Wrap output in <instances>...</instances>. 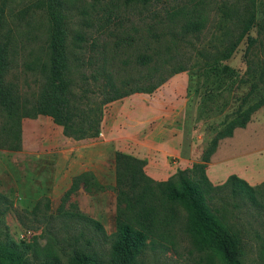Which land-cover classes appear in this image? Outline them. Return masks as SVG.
<instances>
[{
  "label": "rangeland",
  "instance_id": "obj_1",
  "mask_svg": "<svg viewBox=\"0 0 264 264\" xmlns=\"http://www.w3.org/2000/svg\"><path fill=\"white\" fill-rule=\"evenodd\" d=\"M2 3L6 5V29L14 30L19 47L17 62L23 118L22 150L14 152L0 148V194L4 197L0 206L2 246L22 253L25 264H41L50 242L63 264H69L71 249L57 230L60 224L57 210L66 191L59 195L63 187L55 189L57 165L47 154L51 151L50 143H95L99 140L96 136L99 133L100 137L102 131L91 132L94 122L90 120L94 113L98 114V100L108 101L115 94L103 77V65L117 83L144 75L151 66L171 55H174L171 67L189 68L184 73L188 80L185 128L191 144L190 151L185 154L199 163L188 170V174L207 190L221 185L207 177L210 162L207 165L202 162L203 152L224 124L234 118L243 100L246 98L242 107L246 109L264 96V90L259 87L248 96L251 84L239 82L248 69L244 57L248 47L246 40L233 57L224 62L236 69L238 77L227 81L222 92L218 91L217 82L210 80L207 85L202 77L205 61L197 56V51L203 49L214 55L216 48L223 47L222 28L226 25L220 9L225 4L243 9L246 0H151L146 8L135 3L125 7L124 0H70L68 43L71 47L72 38L80 32L87 39L83 52L74 51V55L84 56L85 66L76 68L73 77L80 80L82 72L89 83L75 91L68 89V61L73 55L69 56L70 48L58 37L56 16L47 0H0V5ZM183 5L185 9L179 13ZM82 12L87 16H82ZM33 14L36 16L29 19ZM258 17L264 26V15L260 12ZM85 22L90 26L83 28ZM149 24L158 27L154 34L146 32ZM135 27L140 28L139 33L133 32ZM259 30L256 26L251 35L264 40V31L260 33ZM199 32V39L193 37ZM190 39L193 48L187 44ZM249 58L258 66L264 58V48L255 47ZM174 74L167 73V69L160 70L144 84L128 87L120 93L131 98L137 93L154 92L167 75ZM4 126L5 116L0 112L1 142ZM246 128V131L237 132L236 141L223 153L225 157H233L226 170L244 169L256 177L253 187L263 207L251 206L228 193L218 195L209 205L226 228L241 236L242 263L264 264V106L252 116ZM176 163L177 158L169 159L171 167ZM169 164L157 165L163 173L153 171L156 165L150 168L146 163L124 158L104 167L100 181L106 186L117 187L124 197L110 191L121 201L122 219L115 216L106 221L107 233L112 234L120 225L127 224L144 231L150 242L162 245L155 250L148 249L137 264H228L219 252L198 249L185 230L187 213L165 202L168 183L160 177L166 175ZM85 192L90 196L98 194L86 189ZM77 193L66 203L65 209L84 213ZM47 198L51 200L49 211L45 209ZM82 199V204L87 206V199ZM40 200L44 201L38 216L25 213L32 211ZM50 213L54 214L53 220L45 218ZM55 238L59 241L55 242ZM98 246L102 253L109 248L102 243Z\"/></svg>",
  "mask_w": 264,
  "mask_h": 264
},
{
  "label": "trees",
  "instance_id": "obj_2",
  "mask_svg": "<svg viewBox=\"0 0 264 264\" xmlns=\"http://www.w3.org/2000/svg\"><path fill=\"white\" fill-rule=\"evenodd\" d=\"M69 1L47 0V4L56 16L58 37L61 39L63 45L70 48L68 51L69 56L73 55L72 59L68 61V89L75 91L82 90L89 83L87 76L82 72L80 73V80L73 77L76 68L80 67L82 69L85 66L84 56H76L74 55V51L83 52L87 39L80 32L72 38L73 44L71 47L68 43ZM133 3L146 8L151 3V0H124L125 7ZM246 3L243 9L235 8L234 5L230 6L229 4H225L220 9L223 22L226 25L222 28L225 39L223 47L221 49L216 48L217 50L214 55L200 49L197 51V56L205 61L201 75L206 80L207 85L210 80H214L217 82L218 91L222 92L226 89L227 81L238 77L236 69L224 62L230 60L238 50V47L246 40L248 47H246L247 51L244 57L247 58L248 69L245 77H242L239 82L241 84H251L248 94V96H251L259 87H262L264 90V58L260 59L258 66L249 58L251 51L255 47L264 48V40L251 35L252 30L256 26L260 28V33L264 31L262 21L258 17L260 12L264 15V0H246ZM5 6L3 3L0 5V112L5 116V126L2 131L3 139H1L2 142L0 141V148L19 152L23 148L22 94L17 62L19 47L14 30L12 28L6 29ZM185 6L179 7L178 12L181 13L185 9ZM174 8L172 7L173 10ZM81 14L82 16H87L86 12H82ZM35 16L33 14L29 19ZM89 26L86 22L82 23L83 28ZM157 28L154 25H146V32L154 34ZM133 32L139 33L140 28L135 27ZM201 32L193 35V37L199 39ZM50 33V29L49 31L47 30L48 41L50 40ZM192 41L190 39L187 43L190 47H192ZM173 58L174 55H171L167 59L164 58L159 64L151 66L144 75L137 78H127L119 83L112 79L105 70L104 65L102 74L110 89L113 92H119L129 86L146 82L151 76L163 69H167V72L172 71L175 74L185 73L189 70L187 66L183 65L171 67ZM76 62L80 64L75 65ZM245 100L246 98L243 100L241 108L235 112L234 118L224 124L223 128L212 139L206 151L203 152L204 157L202 158V162L205 165L210 162L211 157L217 152L220 142L233 137L237 129H245L251 122L252 116L264 106V96L257 100L256 103L243 109L242 107L246 104ZM168 186L165 202L169 205L182 208L187 213L188 219L185 230L192 237L194 245L202 251L219 252L228 264H243L241 258V236L226 228L209 204L218 195L228 193L233 198L247 201L251 206L257 208L263 207L258 200L255 188L246 180L233 174L225 183L207 190L200 181L192 179L187 170H178L172 175L168 180ZM82 187L87 191L95 193L112 191L117 193L121 198H124L117 187L101 184L94 173L90 171L73 178L72 185L62 197L60 207L57 210L58 221L60 223L57 230L66 238L65 245H68L71 249L69 264H137L141 256L148 249L155 250L162 246L150 242L144 231L135 229L130 225H120L114 233L108 234L105 226L100 221L79 210L70 211L65 209L66 203L70 202L71 198ZM3 199L4 197L0 194V206ZM43 201L40 200L32 211H26L25 213L38 216L42 212L41 206ZM45 201L47 202L45 209L51 210V200L47 198ZM125 202H127L126 199ZM72 207L73 205L71 204ZM53 216L54 214L50 213V215H45V218L53 220ZM76 224L79 225L77 226ZM50 233L54 235L52 231ZM98 239L100 240L99 243H97ZM54 240L55 242L59 241L58 238ZM100 243L109 246L105 253L100 252L101 249L98 246ZM47 247L49 248L42 258L41 264H63L55 246L48 242ZM0 264H25L23 262V254L0 244Z\"/></svg>",
  "mask_w": 264,
  "mask_h": 264
},
{
  "label": "crops",
  "instance_id": "obj_3",
  "mask_svg": "<svg viewBox=\"0 0 264 264\" xmlns=\"http://www.w3.org/2000/svg\"><path fill=\"white\" fill-rule=\"evenodd\" d=\"M159 87L154 92L137 93L131 98L128 94L123 95L119 91L114 92L115 94L108 101L98 100V114L96 113L95 116L94 113V118L90 120L94 122L91 132L102 131L100 137L103 139L98 133L96 137L99 140L95 143H50L51 151L47 155L55 159L57 165L55 189L63 187L59 195L68 191L74 177L86 171H92L101 182L103 178L100 174L104 167L110 166L111 163L115 164L122 158L146 163L150 168L156 165L153 171L162 173L163 170L157 165L162 163L164 166L169 164L171 157L177 158L175 167L169 164L168 171L163 167L166 175H162L160 180L166 183L178 170L188 171L199 163L185 154L190 151L191 144L187 141L185 128L188 107L187 78L184 73L167 75ZM246 129H237L233 137L220 142L221 145L212 156L206 173L214 184H223L231 175L236 174L251 186L255 185L257 178L251 176L246 170L227 171L226 166L233 157L223 155L225 149L231 147V144L236 141L234 137L237 132L246 131ZM97 193L90 196L84 188L79 190L77 200L81 210L102 222L104 226L111 217L117 216L119 220L122 213L119 198L110 191ZM82 198L87 199L88 207L82 204Z\"/></svg>",
  "mask_w": 264,
  "mask_h": 264
},
{
  "label": "built area",
  "instance_id": "obj_4",
  "mask_svg": "<svg viewBox=\"0 0 264 264\" xmlns=\"http://www.w3.org/2000/svg\"><path fill=\"white\" fill-rule=\"evenodd\" d=\"M100 136H102V133L100 134Z\"/></svg>",
  "mask_w": 264,
  "mask_h": 264
}]
</instances>
